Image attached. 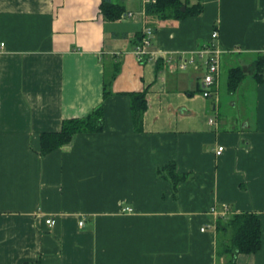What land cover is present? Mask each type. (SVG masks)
Masks as SVG:
<instances>
[{
    "label": "crops",
    "instance_id": "obj_1",
    "mask_svg": "<svg viewBox=\"0 0 264 264\" xmlns=\"http://www.w3.org/2000/svg\"><path fill=\"white\" fill-rule=\"evenodd\" d=\"M110 1L118 19L102 0H0V264H223L226 212L261 227L259 250L233 263L264 264V0H202L178 19ZM145 27L156 54L140 60ZM214 30L223 53L205 97L197 51ZM142 91L137 129L127 94ZM100 105L101 130L41 153L42 133ZM171 163L186 175L175 189L160 171Z\"/></svg>",
    "mask_w": 264,
    "mask_h": 264
},
{
    "label": "trees",
    "instance_id": "obj_2",
    "mask_svg": "<svg viewBox=\"0 0 264 264\" xmlns=\"http://www.w3.org/2000/svg\"><path fill=\"white\" fill-rule=\"evenodd\" d=\"M185 7L182 11V7ZM101 11L105 18L118 19L124 12V7L119 3L114 4L110 0H102ZM202 0H196L195 4L188 5L186 0H154L146 5V13L154 14L161 19L182 18L187 15H196L200 13ZM261 70L262 65L257 63ZM255 74L257 80L262 76L259 72ZM236 71L229 74V89L235 88L239 82ZM116 74V71L105 77L103 97L106 98L110 93L109 87ZM130 99V108L132 121L135 128L140 129L143 112L146 110L145 92H132L127 94ZM102 106H98L88 115L82 118L68 119L62 122L58 132L42 133L40 137L41 153L47 154L65 144H68L72 137L77 133L97 132L103 127ZM160 171H165L172 181V187L175 189L178 182L186 175L175 172L174 164L165 165ZM216 239L218 258H222L223 264H234V257L238 254L250 255L259 250L261 246V227L259 216L256 213H233L225 214L218 217L216 221ZM226 258H231L229 261Z\"/></svg>",
    "mask_w": 264,
    "mask_h": 264
},
{
    "label": "built area",
    "instance_id": "obj_3",
    "mask_svg": "<svg viewBox=\"0 0 264 264\" xmlns=\"http://www.w3.org/2000/svg\"><path fill=\"white\" fill-rule=\"evenodd\" d=\"M148 2H154V0H142L143 4ZM125 17H133L134 14L132 12H126L123 14ZM152 37L153 30L150 27H145L143 36L141 38L140 44H138L135 48V54L138 59L142 60L143 57H153L156 54V51L152 49ZM218 32L214 30L211 33L210 42H208L205 46L200 48L197 51V54L200 58L203 59L204 65L206 67V72L202 77L203 85L205 87L203 91V96L207 97L211 95V89L216 84V79L220 70V58L223 53L222 49H220L217 45ZM212 120H209V123H212ZM223 150V147H218L217 154H219ZM211 211H215L213 208ZM48 225H53V219H46L45 221ZM82 224V222H80ZM203 230V229H202Z\"/></svg>",
    "mask_w": 264,
    "mask_h": 264
},
{
    "label": "water",
    "instance_id": "obj_4",
    "mask_svg": "<svg viewBox=\"0 0 264 264\" xmlns=\"http://www.w3.org/2000/svg\"><path fill=\"white\" fill-rule=\"evenodd\" d=\"M184 9H185V7L183 6V7H182V11H184Z\"/></svg>",
    "mask_w": 264,
    "mask_h": 264
},
{
    "label": "rangeland",
    "instance_id": "obj_5",
    "mask_svg": "<svg viewBox=\"0 0 264 264\" xmlns=\"http://www.w3.org/2000/svg\"><path fill=\"white\" fill-rule=\"evenodd\" d=\"M224 73H225V71H224Z\"/></svg>",
    "mask_w": 264,
    "mask_h": 264
}]
</instances>
